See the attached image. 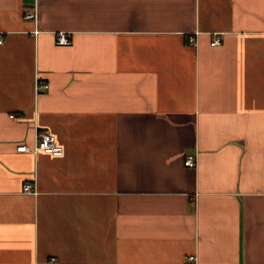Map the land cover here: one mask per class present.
I'll use <instances>...</instances> for the list:
<instances>
[{
  "label": "crops",
  "instance_id": "obj_1",
  "mask_svg": "<svg viewBox=\"0 0 264 264\" xmlns=\"http://www.w3.org/2000/svg\"><path fill=\"white\" fill-rule=\"evenodd\" d=\"M0 39V264H264V0H0Z\"/></svg>",
  "mask_w": 264,
  "mask_h": 264
},
{
  "label": "built area",
  "instance_id": "obj_2",
  "mask_svg": "<svg viewBox=\"0 0 264 264\" xmlns=\"http://www.w3.org/2000/svg\"><path fill=\"white\" fill-rule=\"evenodd\" d=\"M37 14L36 11H27L24 15L25 19H36ZM2 39H0V44L2 43ZM190 42L194 45L196 44V38H191ZM56 43L57 45H70L72 43V39L69 33L59 32L56 34ZM221 43L219 38H215L211 41V45H219ZM49 88L47 83H41L39 81L36 82L35 91L40 93L41 91H46ZM18 151H30V149L25 146H19L17 148ZM33 152L37 153L38 151H43L45 153L61 156L63 154V147L60 146L56 140V137L48 131H41L37 134V141L35 147L32 149ZM197 164V156L196 154H187L185 156L184 165L186 167H195ZM23 191L27 193H34L35 190L33 185L28 183L23 186ZM195 259L194 256H190L189 260L193 261Z\"/></svg>",
  "mask_w": 264,
  "mask_h": 264
}]
</instances>
